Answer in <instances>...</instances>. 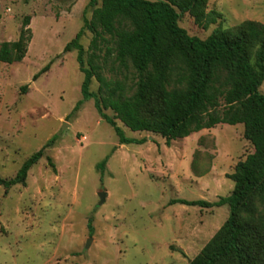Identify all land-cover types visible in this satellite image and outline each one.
I'll use <instances>...</instances> for the list:
<instances>
[{
    "label": "rangeland",
    "instance_id": "1",
    "mask_svg": "<svg viewBox=\"0 0 264 264\" xmlns=\"http://www.w3.org/2000/svg\"><path fill=\"white\" fill-rule=\"evenodd\" d=\"M89 2L0 0V43L19 38L26 16L33 35L22 62H0V178L13 179L58 137L25 186L0 185V264H189L227 221L230 207L171 201L214 203L231 195L230 175L254 147L242 124H219L168 147L160 135L133 132L117 120L127 137L146 140L120 145L94 99L74 111L83 100L84 74L77 50L64 49L91 19ZM206 10L221 19L204 28L186 13L179 25L206 39L217 28L264 24V0H209ZM92 37L86 29L80 40L86 51ZM112 67L106 65L108 78L119 76ZM98 88L93 79L91 92ZM105 113L114 117L111 110Z\"/></svg>",
    "mask_w": 264,
    "mask_h": 264
},
{
    "label": "trees",
    "instance_id": "2",
    "mask_svg": "<svg viewBox=\"0 0 264 264\" xmlns=\"http://www.w3.org/2000/svg\"><path fill=\"white\" fill-rule=\"evenodd\" d=\"M208 2L101 0L98 6L99 0H90L91 19L84 20L83 28L64 49L65 53L77 50L84 74L83 100L74 111L84 100L94 99L100 117L113 127L120 145L146 140L127 137L117 120L133 132L160 135L168 147L219 124H242L254 153L230 175L235 183L231 195L214 203L173 200L171 204L230 207L227 221L189 264H264V94L260 92L264 24L246 21L231 29L217 28L206 39L191 36L179 25L182 14H190L204 28L221 19L216 11L207 12ZM30 22L26 16L17 40L0 43L1 63H20L26 58L33 37ZM86 29L93 35L88 51L80 42ZM109 63L119 76L105 75ZM50 68L51 64L44 67L34 81ZM93 79L99 84L97 93L90 89ZM57 138L33 154L13 179L0 178V185L7 190L25 186L29 171ZM106 163L98 168L104 171Z\"/></svg>",
    "mask_w": 264,
    "mask_h": 264
},
{
    "label": "water",
    "instance_id": "3",
    "mask_svg": "<svg viewBox=\"0 0 264 264\" xmlns=\"http://www.w3.org/2000/svg\"><path fill=\"white\" fill-rule=\"evenodd\" d=\"M105 198H106V194H104V193L100 194L101 204L104 203ZM191 261H192V260H189V263H190Z\"/></svg>",
    "mask_w": 264,
    "mask_h": 264
}]
</instances>
